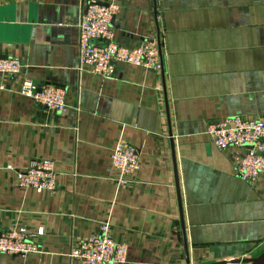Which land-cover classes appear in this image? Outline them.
Listing matches in <instances>:
<instances>
[{
    "label": "crops",
    "instance_id": "crops-1",
    "mask_svg": "<svg viewBox=\"0 0 264 264\" xmlns=\"http://www.w3.org/2000/svg\"><path fill=\"white\" fill-rule=\"evenodd\" d=\"M91 0H0V230L44 226L40 250L0 264H82L78 237L103 222L128 246L123 264H218L264 251V173L235 171L245 148L219 149L209 124L264 117V0L116 2L114 39L158 42L162 70L79 69L78 22ZM24 78L65 87V111L21 94ZM132 144L140 169L119 183L112 150ZM51 158L55 192L19 186L17 170ZM189 258V263L188 259ZM226 264H245L231 263Z\"/></svg>",
    "mask_w": 264,
    "mask_h": 264
},
{
    "label": "built area",
    "instance_id": "built-area-1",
    "mask_svg": "<svg viewBox=\"0 0 264 264\" xmlns=\"http://www.w3.org/2000/svg\"><path fill=\"white\" fill-rule=\"evenodd\" d=\"M120 10L116 2L103 4L97 0L88 2L77 24L79 30V69L89 70L104 78L113 77L117 63L142 66L156 71L163 64L158 55V42L145 39L132 46L120 45L114 39L113 20ZM23 64L18 58H0V73L16 75ZM38 104L53 111H65V87L55 84L40 85L31 78H24L19 91ZM207 133L219 149L230 146L245 148L235 160L236 174L253 181L264 173V117L248 118L241 115L228 116L208 126ZM251 146V147H250ZM112 163L119 171V183H128L140 169V157L136 148L119 141L112 150ZM55 162L51 158L34 160L25 169L17 170L19 186L38 191L55 192L58 188ZM44 226L31 232L25 227H10L0 230V253L26 255L40 250V238ZM128 246L116 242L111 236V224L103 222L98 232L87 237H78L71 246L69 256L82 264H123L127 260Z\"/></svg>",
    "mask_w": 264,
    "mask_h": 264
},
{
    "label": "water",
    "instance_id": "water-1",
    "mask_svg": "<svg viewBox=\"0 0 264 264\" xmlns=\"http://www.w3.org/2000/svg\"><path fill=\"white\" fill-rule=\"evenodd\" d=\"M0 58H6V57H0ZM259 154L264 155V152H259ZM187 260L189 263V258ZM227 262L245 263V264H264V251L261 252L259 255L252 257V258L223 260L222 262H218V264H226Z\"/></svg>",
    "mask_w": 264,
    "mask_h": 264
}]
</instances>
